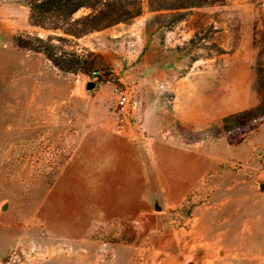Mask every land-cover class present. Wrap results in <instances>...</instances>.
Here are the masks:
<instances>
[{
    "label": "rangeland",
    "instance_id": "1",
    "mask_svg": "<svg viewBox=\"0 0 264 264\" xmlns=\"http://www.w3.org/2000/svg\"><path fill=\"white\" fill-rule=\"evenodd\" d=\"M19 34L91 65L62 71ZM260 62L264 0H142L81 36L0 0V264H264V114L222 126L259 103Z\"/></svg>",
    "mask_w": 264,
    "mask_h": 264
},
{
    "label": "trees",
    "instance_id": "2",
    "mask_svg": "<svg viewBox=\"0 0 264 264\" xmlns=\"http://www.w3.org/2000/svg\"><path fill=\"white\" fill-rule=\"evenodd\" d=\"M209 0H149L152 9H183L201 6ZM29 20L31 23L51 29H62L73 36H81L91 30H97L119 21H126L138 14L142 9V0H27ZM87 7L91 12L71 20L72 14ZM183 12L175 14L173 21L182 19ZM69 25V27H68ZM67 26V27H66ZM18 48L41 53L56 68L76 72L87 70L89 64L83 55L75 50H66L51 39L38 35L19 34L15 37ZM96 70H93L95 72ZM99 76L96 77V80ZM256 78L259 103L252 109L226 115L222 118L224 129L231 127L230 123L241 126L247 119L264 114V67L258 63Z\"/></svg>",
    "mask_w": 264,
    "mask_h": 264
},
{
    "label": "built area",
    "instance_id": "3",
    "mask_svg": "<svg viewBox=\"0 0 264 264\" xmlns=\"http://www.w3.org/2000/svg\"><path fill=\"white\" fill-rule=\"evenodd\" d=\"M91 75L96 79V77L100 75V72L95 71ZM116 107L119 114L118 128L121 129L125 126V123H127V115L133 108V103L130 102V93L128 89L117 90Z\"/></svg>",
    "mask_w": 264,
    "mask_h": 264
},
{
    "label": "water",
    "instance_id": "4",
    "mask_svg": "<svg viewBox=\"0 0 264 264\" xmlns=\"http://www.w3.org/2000/svg\"><path fill=\"white\" fill-rule=\"evenodd\" d=\"M95 83L96 82L93 81V80L87 81L86 84H85L86 89L93 88L95 86Z\"/></svg>",
    "mask_w": 264,
    "mask_h": 264
}]
</instances>
